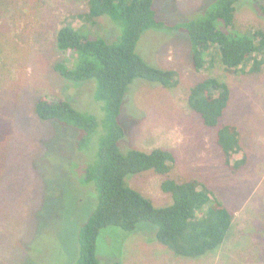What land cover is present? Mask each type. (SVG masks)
Instances as JSON below:
<instances>
[{"label": "rangeland", "instance_id": "rangeland-1", "mask_svg": "<svg viewBox=\"0 0 264 264\" xmlns=\"http://www.w3.org/2000/svg\"><path fill=\"white\" fill-rule=\"evenodd\" d=\"M208 1L155 0V7L159 19L178 24L204 15ZM87 9L88 0H0V264H77L80 231L98 205L99 188L86 179V170L108 131L105 102L95 97V79L69 80L54 67L63 57L56 31L66 17L89 37L114 43L122 35V24L110 15L96 25L84 23L77 13ZM236 15L240 29H264V17L251 1ZM136 50L154 66L175 69L179 83L168 88L134 79L120 116L125 127L120 148H168L176 163L168 174H129L127 184L156 206H167L173 197L161 187L164 178L198 179L234 213V222L218 248L196 257L157 240L151 222L133 231L108 226L98 238L100 264H264V67L197 70L184 29H146ZM209 75L231 88L220 124H235L240 132L242 151L235 156L245 163L235 170L224 163L216 128L206 126L188 103L191 86ZM41 96L67 99L96 117L98 127L85 145H79L78 127L37 116Z\"/></svg>", "mask_w": 264, "mask_h": 264}, {"label": "trees", "instance_id": "trees-1", "mask_svg": "<svg viewBox=\"0 0 264 264\" xmlns=\"http://www.w3.org/2000/svg\"><path fill=\"white\" fill-rule=\"evenodd\" d=\"M212 0L201 11L206 13L190 20L167 24L158 18L155 0H88V9L78 12L84 23H97L110 15L123 26L119 40L107 42L103 37H89L66 17L56 31V44L63 57L54 65L60 75L73 81L96 80L95 97L105 102L108 131L101 138L97 160L86 170V179L99 188V201L80 231V254L77 264H100L98 238L102 229L115 226L133 231L143 221L157 226L156 238L176 253L196 257L218 248L234 222V213L198 179L179 181L166 177L161 182L173 203L156 206L152 199L127 184L129 174L153 170L168 174L176 157L172 150L155 147L148 151L131 148L123 152L120 140L125 135L120 116L124 97L136 78L159 82L173 88L179 83L178 72L148 63L138 52L137 43L149 28L184 29L188 32L192 61L197 70L206 65L222 66L228 71L259 72L264 67V29H240L237 10L251 1L264 17L260 0ZM189 17V18H191ZM195 17V18H194ZM231 88L217 76H206L190 88L189 106L199 113L204 124L216 128V141L222 148L224 163L238 169L245 158L240 132L235 124H220L229 104ZM35 113L42 120L55 119L81 129L79 145L87 143L98 127L96 117L76 108L67 99L41 96ZM114 264H122L115 262Z\"/></svg>", "mask_w": 264, "mask_h": 264}]
</instances>
